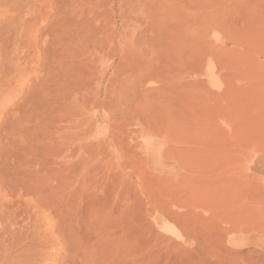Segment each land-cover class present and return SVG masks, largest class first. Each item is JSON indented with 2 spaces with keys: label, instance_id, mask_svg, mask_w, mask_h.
Here are the masks:
<instances>
[{
  "label": "rangeland",
  "instance_id": "rangeland-1",
  "mask_svg": "<svg viewBox=\"0 0 264 264\" xmlns=\"http://www.w3.org/2000/svg\"><path fill=\"white\" fill-rule=\"evenodd\" d=\"M95 16L112 31L78 30L55 113L78 83L80 129L97 127L83 228L104 262L264 264V0H97Z\"/></svg>",
  "mask_w": 264,
  "mask_h": 264
},
{
  "label": "bare ground",
  "instance_id": "bare-ground-1",
  "mask_svg": "<svg viewBox=\"0 0 264 264\" xmlns=\"http://www.w3.org/2000/svg\"><path fill=\"white\" fill-rule=\"evenodd\" d=\"M96 7L97 0H0V119L9 98L24 95L0 128V264H118L104 262L95 247L97 233L83 228L81 144L97 127L80 129L86 112L73 80L64 109L74 122L59 125V101L66 97L62 69L65 61L77 60L78 30L89 22L90 28L112 31L110 22L98 24ZM32 75L36 79L24 92ZM55 114L63 115L60 121ZM49 132L59 134L49 140ZM115 176L122 182V174Z\"/></svg>",
  "mask_w": 264,
  "mask_h": 264
}]
</instances>
